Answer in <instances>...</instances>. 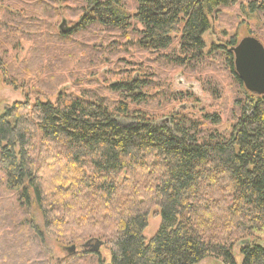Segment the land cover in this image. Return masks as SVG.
I'll use <instances>...</instances> for the list:
<instances>
[{
    "label": "trees",
    "instance_id": "trees-1",
    "mask_svg": "<svg viewBox=\"0 0 264 264\" xmlns=\"http://www.w3.org/2000/svg\"><path fill=\"white\" fill-rule=\"evenodd\" d=\"M132 1L128 15L124 0H80L81 19L59 40L65 45L78 34L131 31L125 46L149 53L160 66L191 70L218 55L237 93L244 92L231 53L235 36L205 55L203 41L238 0ZM247 9L264 12V0L248 1ZM11 24H1L5 37L18 32ZM112 47L118 44L112 41ZM96 48L101 44L81 52L96 59ZM63 64L67 71L70 64ZM0 70L6 71L1 60ZM6 82L19 88L15 80ZM160 88L137 78L112 83L107 92L121 95L116 102L103 98L104 87L74 94L62 88L55 102L27 97L0 114V189L14 196L6 199L13 209L8 220L2 219L6 203H0V264H54L47 239L63 247L106 240L111 264H199L212 258L236 264L232 253L247 239L250 245L239 247L242 264H264V96H236L234 123L220 131L218 115L175 112L156 123L151 118L161 107L184 98ZM207 88L216 99L221 94ZM150 105L153 114L145 109ZM153 209L160 228L147 242Z\"/></svg>",
    "mask_w": 264,
    "mask_h": 264
},
{
    "label": "rangeland",
    "instance_id": "rangeland-1",
    "mask_svg": "<svg viewBox=\"0 0 264 264\" xmlns=\"http://www.w3.org/2000/svg\"><path fill=\"white\" fill-rule=\"evenodd\" d=\"M39 1L45 6L36 3V0L2 1L0 27L6 19H9L12 23L10 28L17 25L18 32L14 36L5 37L6 32L0 28V60L6 67V71L0 70V114L15 103L25 102L27 97L33 103L35 100L55 102L56 94L62 91V88L74 94L89 89L98 91L99 87H104L106 91H104L103 98L116 102L121 95L108 94L109 84L131 82L137 78L144 82L145 80L154 81L163 86L160 91L167 90L174 96L183 95L184 97L181 103H169L165 105L167 107H161L157 115L151 118L156 123L167 121L170 115L179 112L180 116L184 115L188 118L218 115L221 117V124L217 128L220 131H227L233 125V100L236 96L238 98L239 93L226 69L225 62L216 58L218 55H215V58L212 57L203 68L198 67L191 70L167 66V64L160 66L161 63L154 61L156 57L149 53L142 54L134 46L131 48L125 46L127 39L133 37L131 31L119 33V35H114L112 32L104 34L99 30L92 34H78L72 37V43L62 45L63 41L58 38L59 25L65 20L69 28L79 22L83 13V10L81 11L83 5L80 0ZM98 1L105 2L106 0ZM248 1L250 0H238L236 6L223 10L217 17L211 29L203 36L204 55L209 53L214 45L226 44L230 36H235L237 43L242 38L253 36L264 46V12L251 13L247 9ZM123 3L126 6L122 11L130 15L135 3L132 0H124ZM112 41L118 44L114 50L113 47L111 48ZM97 44H101V48L94 50L95 52L100 51L96 59H86V54L81 52L85 51L82 47L91 49V46ZM175 48L178 49L174 46ZM4 50L6 52H3ZM63 62L70 64L67 71L64 69ZM5 79L15 80L19 88L14 89ZM207 86L217 87L216 89L221 93L217 99L210 94ZM145 91L150 95L159 94L158 89L156 91L145 88ZM245 92L246 90L240 91V95ZM131 108L134 109L136 106H131ZM145 109L149 114H153L151 109L156 110L155 106L151 107V105L146 106ZM3 177L4 174L0 173V178ZM13 197L3 193L0 189V203H6L2 209L5 210L3 220H8L13 216V209L7 201ZM31 208L33 219L43 228L39 211L34 206ZM155 213H158L157 209L151 211L147 229L144 231V239L147 242L160 228V218ZM89 241L90 239L80 240L73 245L77 249ZM100 241L103 242V246L98 256L80 253L78 250L73 256H68L64 253V248L69 245L63 247L49 239L46 243H48L47 250H49L50 257L55 259L54 264L56 262L58 264H111L107 242L106 240ZM38 252L40 251L36 250L33 254ZM232 254L236 264H242L243 259L239 253V247H236ZM199 264L222 263L212 258L204 259Z\"/></svg>",
    "mask_w": 264,
    "mask_h": 264
},
{
    "label": "water",
    "instance_id": "water-1",
    "mask_svg": "<svg viewBox=\"0 0 264 264\" xmlns=\"http://www.w3.org/2000/svg\"><path fill=\"white\" fill-rule=\"evenodd\" d=\"M60 32L63 34L69 33L71 30L67 27L66 21L63 20L59 25ZM234 57V69L239 81H242L243 86L251 95L258 97L264 96V46L255 37H245L238 41L235 47L231 49ZM90 243L84 244L83 247H88ZM92 245V244H91ZM250 245L249 240L237 243L236 247ZM103 242L94 241L91 252L99 253ZM264 246V244H263ZM76 247L69 246L64 248V252L75 254Z\"/></svg>",
    "mask_w": 264,
    "mask_h": 264
},
{
    "label": "flooded vegetation",
    "instance_id": "flooded-vegetation-1",
    "mask_svg": "<svg viewBox=\"0 0 264 264\" xmlns=\"http://www.w3.org/2000/svg\"><path fill=\"white\" fill-rule=\"evenodd\" d=\"M94 241H95V240H92V241L90 240L89 242H87V243H90V245H89L88 247H83V245H84V244H87V243L82 244L80 248H77V249H76L75 254H76L77 250H78L80 253H85V254L88 253V254H90V255L98 254V253H94V252L92 253V252H91V248H92V246L94 245ZM91 244H92V245H91ZM64 253H65L66 255H68L67 252H64ZM69 255H74V254H69ZM69 255H68V256H69Z\"/></svg>",
    "mask_w": 264,
    "mask_h": 264
},
{
    "label": "bare ground",
    "instance_id": "bare-ground-1",
    "mask_svg": "<svg viewBox=\"0 0 264 264\" xmlns=\"http://www.w3.org/2000/svg\"><path fill=\"white\" fill-rule=\"evenodd\" d=\"M159 120V119H158ZM165 121V120H164Z\"/></svg>",
    "mask_w": 264,
    "mask_h": 264
}]
</instances>
